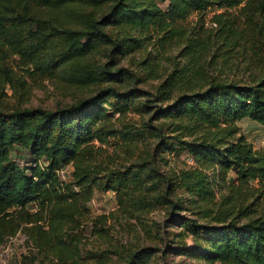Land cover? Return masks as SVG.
<instances>
[{
	"label": "trees",
	"instance_id": "16d2710c",
	"mask_svg": "<svg viewBox=\"0 0 264 264\" xmlns=\"http://www.w3.org/2000/svg\"><path fill=\"white\" fill-rule=\"evenodd\" d=\"M216 9L208 18L213 25L205 26V11ZM190 14L194 20L183 25ZM148 41L176 47L152 90L135 87L136 73L116 62ZM236 55L245 78L210 75ZM14 57L28 74L63 73L82 95L53 109L22 106L24 80L7 62ZM128 108L145 115L142 128L154 148L187 135L195 166L156 179L141 175L145 157L122 167L97 162L103 144L113 145L109 137L122 131L111 116ZM241 118L264 131V0H0V245L21 230L52 264L79 255L73 234L71 245L64 239L66 228L95 191L111 189L126 217L152 204L165 207L162 224L150 222L162 232L176 228L165 230L161 254L200 264H264V137L252 149L236 125ZM16 147L22 165L10 155ZM63 165L62 179L55 170ZM153 248L130 249L120 264H147Z\"/></svg>",
	"mask_w": 264,
	"mask_h": 264
},
{
	"label": "rangeland",
	"instance_id": "374dc122",
	"mask_svg": "<svg viewBox=\"0 0 264 264\" xmlns=\"http://www.w3.org/2000/svg\"><path fill=\"white\" fill-rule=\"evenodd\" d=\"M162 9H166L167 1L159 3ZM233 10V9H232ZM214 11H205V26L210 27L213 24L208 21L209 16ZM194 14H190L183 25L191 24L194 20ZM151 38L150 40H152ZM145 40L143 41V43ZM156 44V43H155ZM176 53V47L161 49L158 45L148 41L145 45L131 51L124 56L117 58V65H121L130 71L136 73L139 81L134 83L135 87L152 90L160 77L164 75L172 64V56ZM239 55L229 58L228 65H221L210 75L221 74L226 77L238 79L245 78L246 70L244 63L238 61ZM11 66L12 73L19 79H23L26 100L22 106L43 107L53 109L57 106L70 103L74 97L82 94L76 92L74 86L67 83L63 73H53L52 76H39L36 73L28 74L26 67L19 64L16 57L7 59ZM237 62V66L234 63ZM220 72V73H219ZM256 72V71H254ZM5 101L12 102V88L9 84L4 85ZM86 93L89 90H85ZM142 100V99H141ZM111 111V108L104 104ZM145 115L128 108L122 114H113L111 121L115 128L125 132V137L121 138V133L117 136L109 137L113 145L106 147L105 151L98 157L97 162L107 166H123L131 164L134 160L146 158V164L141 171V175L152 174L156 179L161 173H171L179 168L195 166V161L190 152L186 150L185 141L189 140L187 135L180 133L179 140L170 138L171 144L164 147L154 148V141L149 134L142 128V122ZM154 121L156 124L159 122ZM236 125L240 133L244 134L246 140L251 143L252 149L260 148L264 131L261 125L248 118L236 120ZM166 126H163V129ZM168 130V129H167ZM136 132V135H131ZM166 134H171L167 132ZM18 147L11 150L10 155L22 165L25 155ZM24 155V156H23ZM207 178L211 181L215 197H218L220 188L216 187L217 181H214L213 173L208 168L204 170ZM227 178H233L234 173L229 171ZM250 183L254 181L249 180ZM154 192L151 191V194ZM154 202V201H153ZM29 210H33V204H27ZM86 212L69 222V230L65 232L64 239L71 245L69 234H73V243L78 249L79 255L64 260H58L57 264H120L130 249L140 245L154 247V254L147 264H200V259H188L171 253L161 254L163 243H168L164 233L172 232L175 227H166L164 232L150 222L162 224L167 211L163 205L152 204L147 211L139 212L134 218L126 217L117 209L115 200V191L107 189L105 191H95L92 197L86 203ZM103 214L104 219L98 216ZM168 236H170L168 234ZM166 238V239H165ZM175 243H178L176 240ZM186 244H190L189 239H185ZM171 244V243H170ZM26 239L21 230H18L12 236H8L0 245V264H21V258L29 261L30 264H52L55 259L48 254L36 251V248ZM25 256V257H24ZM57 260V259H56Z\"/></svg>",
	"mask_w": 264,
	"mask_h": 264
},
{
	"label": "built area",
	"instance_id": "2783aa9c",
	"mask_svg": "<svg viewBox=\"0 0 264 264\" xmlns=\"http://www.w3.org/2000/svg\"><path fill=\"white\" fill-rule=\"evenodd\" d=\"M67 170H68V166L67 165H63V166H60L58 169H56L55 172L57 173V175L60 178L63 179L66 176Z\"/></svg>",
	"mask_w": 264,
	"mask_h": 264
}]
</instances>
